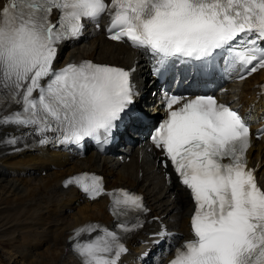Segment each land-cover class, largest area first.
I'll return each instance as SVG.
<instances>
[{
	"label": "snow or ice",
	"instance_id": "1",
	"mask_svg": "<svg viewBox=\"0 0 264 264\" xmlns=\"http://www.w3.org/2000/svg\"><path fill=\"white\" fill-rule=\"evenodd\" d=\"M105 14L110 39L148 50L156 73L177 61L209 75L222 65L246 75L264 69V0H3L0 126L27 129L42 137L40 144L49 142L48 132L61 144L110 142L138 94L130 70L92 61L55 64L60 45L78 38L86 21L99 26ZM164 104L167 116L152 140L193 204V238L175 248L169 264H264V184L246 160L250 124L212 94L165 93ZM12 106L18 110L4 116ZM69 183L93 200L110 196L120 221L114 229L88 224L75 231L72 248L81 264H121L125 234L137 227L132 220L148 211L142 196L107 192L95 174ZM85 233L91 239H80Z\"/></svg>",
	"mask_w": 264,
	"mask_h": 264
},
{
	"label": "bare ground",
	"instance_id": "2",
	"mask_svg": "<svg viewBox=\"0 0 264 264\" xmlns=\"http://www.w3.org/2000/svg\"><path fill=\"white\" fill-rule=\"evenodd\" d=\"M94 42L88 48L87 46L72 48L66 61L81 54L99 63L132 66L136 60L140 59L138 66L141 68V74H144L143 63L146 62L144 57L135 58L131 51L124 49L120 44L107 41L100 34L95 36ZM263 77L264 71L247 83L242 102L245 99L249 102L255 100L258 90L252 87ZM148 101L152 99L149 98ZM17 110V106H14L12 109L3 111L2 114L7 116ZM24 133V128L0 126V187L4 188L0 189L6 195L8 209L22 210L15 214L23 216L25 226H31L30 229L33 230L36 228L42 230L38 238L30 244L37 250L48 246V249L41 253V257L39 256L40 261L48 264H81L72 248V237L75 231L88 224H100L107 227L115 225L107 213L110 207L108 199L91 202L74 185H68L71 178L85 169L104 174L108 189L113 190L121 184L139 189L146 196L147 203L155 215L162 217L171 230L187 235L192 211L187 194L175 184L167 187L164 179L160 178L159 170L155 169V158L145 151V147L142 149V159L139 162L133 159V162L128 165L116 159H100L94 154H89L82 161H75L63 155L62 151L52 144H40L38 141L42 138L41 136L30 141ZM13 136H22V139L12 145L8 141ZM33 142L37 144L32 145ZM259 149L263 152V144L259 146ZM70 153L73 154L74 151L70 150ZM253 155L256 156L255 153ZM120 167L123 168L122 171L116 172L115 168ZM175 191H177V197L173 199ZM5 208L1 207V209ZM96 234L93 233L92 236ZM139 235L142 233L133 235L130 246L138 247L143 242L149 241L146 238L147 235ZM174 238L178 239L177 236ZM80 239H91V237L85 233ZM167 241L175 242L172 237ZM136 250L139 251V248ZM28 256L30 257L29 254ZM37 256L32 257L30 264L38 262ZM145 263L147 261L124 258L121 264Z\"/></svg>",
	"mask_w": 264,
	"mask_h": 264
},
{
	"label": "rangeland",
	"instance_id": "3",
	"mask_svg": "<svg viewBox=\"0 0 264 264\" xmlns=\"http://www.w3.org/2000/svg\"><path fill=\"white\" fill-rule=\"evenodd\" d=\"M1 189H0V192H1L0 193L1 194L0 195V264H30L32 259L36 258L35 256H37V254H38L37 258L39 260H38V262H36L34 264H48L47 262L40 261L41 260V258H40L41 253L44 250L43 247H42V249H39V250L35 249L36 251L42 250L41 252H38L35 255H32V253H35V252H32L31 250L28 249V245H27L28 243L24 239L25 234L20 235L19 230L16 229L17 225L22 222L21 219H19L22 216L12 214L9 211L6 212V209H8L7 205H6L7 198H6V195L3 194V191ZM5 190L7 191V189H5ZM1 207H6V208L1 209ZM37 230L38 229H34V230L32 229L31 232H32L33 238L35 236L36 237L38 236ZM35 233H37V234L34 236L33 234H35ZM13 235H15L16 238H15V240L13 238L14 241L11 242L10 238ZM23 250H24L23 254L28 252L30 257L28 256V254L24 255V256H20L21 252ZM39 253H40V255H39Z\"/></svg>",
	"mask_w": 264,
	"mask_h": 264
}]
</instances>
